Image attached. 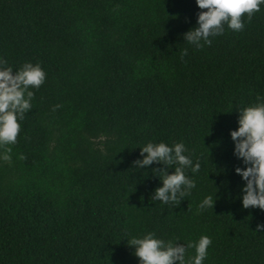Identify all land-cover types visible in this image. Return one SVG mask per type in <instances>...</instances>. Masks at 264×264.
<instances>
[{"label": "trees", "instance_id": "16d2710c", "mask_svg": "<svg viewBox=\"0 0 264 264\" xmlns=\"http://www.w3.org/2000/svg\"><path fill=\"white\" fill-rule=\"evenodd\" d=\"M0 264H264V0H0Z\"/></svg>", "mask_w": 264, "mask_h": 264}]
</instances>
